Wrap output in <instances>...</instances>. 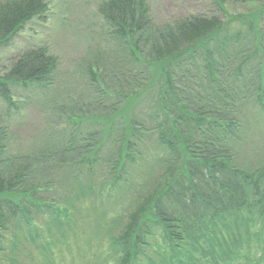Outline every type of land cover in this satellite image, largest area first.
<instances>
[{
	"label": "trees",
	"instance_id": "16d2710c",
	"mask_svg": "<svg viewBox=\"0 0 264 264\" xmlns=\"http://www.w3.org/2000/svg\"><path fill=\"white\" fill-rule=\"evenodd\" d=\"M210 1L225 17L103 0L69 68L43 44L0 63V264H53L77 225L102 264L264 257V5ZM48 8L0 0V48ZM30 108L42 127L18 142Z\"/></svg>",
	"mask_w": 264,
	"mask_h": 264
},
{
	"label": "rangeland",
	"instance_id": "374dc122",
	"mask_svg": "<svg viewBox=\"0 0 264 264\" xmlns=\"http://www.w3.org/2000/svg\"><path fill=\"white\" fill-rule=\"evenodd\" d=\"M101 1L103 0H48L49 8L44 18L28 23L8 48H0V63H5L8 55L15 54L25 45L43 44L57 57L62 69L69 68L75 60L85 55L94 40V31L99 19L97 8ZM146 2L152 18L157 22L193 13L225 17L216 11L210 0H146ZM260 5H264V0L227 4V9L229 14H245ZM42 124L43 116L33 108L15 115L11 122L17 141L22 143L27 142L38 132ZM77 229V244H74V237L70 235L67 240L69 245L60 250L54 248L51 258L53 264H102L105 252V246L103 248L102 246L106 238L101 237L99 243V232L96 237L89 238L91 232L85 229L84 225H77ZM97 251L98 259L92 253ZM39 259L42 260L40 257ZM242 264H264V257L257 255L256 258Z\"/></svg>",
	"mask_w": 264,
	"mask_h": 264
}]
</instances>
